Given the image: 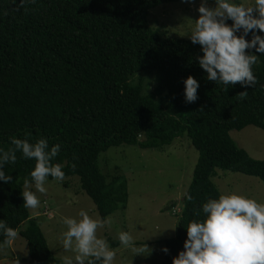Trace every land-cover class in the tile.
I'll return each instance as SVG.
<instances>
[{"label": "trees", "instance_id": "16d2710c", "mask_svg": "<svg viewBox=\"0 0 264 264\" xmlns=\"http://www.w3.org/2000/svg\"><path fill=\"white\" fill-rule=\"evenodd\" d=\"M174 1L182 0H35L18 9L13 0H0V146L7 149L9 137L25 133L29 142L43 136L49 147L59 144L51 162L62 165L64 177L79 178L102 219L125 206L128 193L123 175L101 171L100 153L121 144L162 149L183 135L198 150L176 235L165 241L169 251L156 264H171L188 221L202 219L201 204L221 193L213 181L217 169L264 183V160L230 135L247 125L264 129V54L254 53V88L207 80L195 59L200 45L149 24L152 7ZM150 70L156 85L144 92ZM188 75L199 83L192 103L183 97ZM16 156L4 165L12 180L0 182V219L26 240L28 264H60L20 195L35 161Z\"/></svg>", "mask_w": 264, "mask_h": 264}, {"label": "clouds", "instance_id": "9594fccd", "mask_svg": "<svg viewBox=\"0 0 264 264\" xmlns=\"http://www.w3.org/2000/svg\"><path fill=\"white\" fill-rule=\"evenodd\" d=\"M35 0H13L18 9L34 3ZM192 3L193 0H182ZM200 0L196 8L198 16L193 20L188 37L193 44L200 45L202 55L196 56L198 66L206 73L209 81L216 85L255 87L257 77L252 65L257 63L254 53L264 54V0ZM231 21V23H228ZM246 49L248 51H246ZM254 50V52H253ZM183 97L187 103L197 100L199 83L192 75L183 79ZM264 89V84L260 85ZM247 91L239 92L244 97ZM15 135L9 137L10 146H0V182L12 180L4 171L5 164H14L16 153L22 159L34 160V166L23 178L20 195L26 209H37L41 203L37 194H45V180L52 177L64 179L62 165L52 163L60 150L59 144L49 147L48 140L41 136L29 142ZM30 177V179H29ZM185 199L191 200L190 195ZM202 219L189 220L182 250L172 257L171 264H264V202L238 194L219 193L218 197H208L201 204ZM64 226L59 234V242L71 256L60 257V264H113L116 252L97 230L107 220L93 218L84 208L75 216H62ZM0 252L18 238L15 228L0 219ZM119 245L133 253L142 255L149 246L143 242L136 244L128 231L116 234ZM161 251L168 253L164 246ZM148 251V254H150Z\"/></svg>", "mask_w": 264, "mask_h": 264}, {"label": "rangeland", "instance_id": "374dc122", "mask_svg": "<svg viewBox=\"0 0 264 264\" xmlns=\"http://www.w3.org/2000/svg\"><path fill=\"white\" fill-rule=\"evenodd\" d=\"M199 2L159 3L149 10V24L162 35L189 39L191 19L198 16L196 8ZM244 2L250 4L252 0ZM209 6H214L213 0H209ZM145 73L144 92L153 91L156 72L150 70ZM162 101L165 103L166 99ZM230 135L250 156L264 160V129L247 125L239 130L232 129ZM198 156V150L187 135L177 137L162 149L131 144L111 146L100 153L99 166L106 175H114L117 171L126 178L128 196L125 206L102 219L92 199L82 190L79 178L69 176L61 181L46 179L47 192L37 194L41 201L39 207L29 210L33 216L41 210L37 220L58 257L72 255L65 252L59 242V234L64 228L61 217L75 216L79 209L84 208L93 218L107 220L98 228L97 234L103 235L115 250L113 264H156L164 258L161 248L165 241L176 235L182 199L192 181ZM213 181L220 192L234 191L264 202V183L259 177L217 169ZM119 231H128L136 244L145 242L151 249L150 254V249L142 255H134L122 248L116 239ZM29 259L26 240L20 234L0 252V264H28Z\"/></svg>", "mask_w": 264, "mask_h": 264}, {"label": "crops", "instance_id": "0c3cea01", "mask_svg": "<svg viewBox=\"0 0 264 264\" xmlns=\"http://www.w3.org/2000/svg\"><path fill=\"white\" fill-rule=\"evenodd\" d=\"M40 211H41V210L37 211V213L40 214ZM38 214H37V215H34V216H39ZM42 214H44V213H42ZM32 216H33V215H32Z\"/></svg>", "mask_w": 264, "mask_h": 264}]
</instances>
